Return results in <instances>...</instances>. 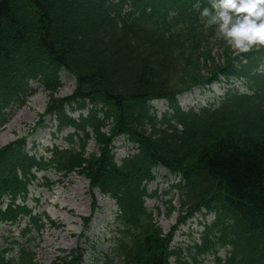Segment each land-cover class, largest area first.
<instances>
[{
  "label": "trees",
  "instance_id": "obj_1",
  "mask_svg": "<svg viewBox=\"0 0 264 264\" xmlns=\"http://www.w3.org/2000/svg\"><path fill=\"white\" fill-rule=\"evenodd\" d=\"M125 2L0 0V127L6 121L4 108L28 95L29 78L39 79L52 93L61 68L75 76L76 87L68 99L53 101L50 95V109L57 111L60 126L70 122L64 113L67 101L100 105L104 114L103 120L95 115L81 119L76 128L82 137L76 133L74 142L70 136L69 146L55 149L49 161L37 162L24 150L22 139L1 148L0 180L11 175L14 164L68 171L85 163L91 184L117 200L125 219L133 222L142 215L138 185L143 170L162 164L181 175L179 189L194 203L193 210L213 208L222 218L233 246L228 264H264V73L257 72L263 54L233 55L223 47V66L205 64L207 73L245 74L254 82L251 94H226L214 108H175L158 118L147 100L171 99L188 88L200 76L201 67L194 66L200 46L223 44L211 42L217 26L205 27L207 18L181 13L159 23L162 0H134L135 7L120 15ZM180 23L190 25L189 33L165 32V27ZM108 119L105 133L100 127ZM178 125L181 134L173 135L180 143L168 135ZM87 127L93 129L99 149L92 159L82 157ZM121 134L138 144L139 153L117 165L110 143ZM168 242L169 236L147 230L136 249L126 253L125 264H168ZM19 264H32V253L23 251Z\"/></svg>",
  "mask_w": 264,
  "mask_h": 264
},
{
  "label": "rangeland",
  "instance_id": "obj_2",
  "mask_svg": "<svg viewBox=\"0 0 264 264\" xmlns=\"http://www.w3.org/2000/svg\"><path fill=\"white\" fill-rule=\"evenodd\" d=\"M15 6V1H13ZM228 43L227 39L224 38ZM229 44V43H228ZM255 48L262 47L261 45H255ZM234 52H239L231 46ZM62 86L56 92L59 97L67 96L72 93L75 87V79L62 72L61 75ZM242 80H237L236 85L239 87ZM244 83L240 87L241 90L246 91ZM31 86L34 89L32 95L28 96L24 105L20 107H14L8 116V120L0 130V146L6 144L8 141L16 139L18 137H24L27 135L28 139H36L43 144L52 146L65 145L63 136H65L69 130L64 132H57L55 126L54 117L45 114L42 117L40 115L44 112L46 103L48 101V93L45 89L37 82H31ZM186 98V99H185ZM190 98L182 95L179 98V102L184 105L189 102ZM155 105L162 111L165 106L163 102H155ZM73 111V110H72ZM69 113L77 117L78 111ZM47 115V116H46ZM42 118V125L37 128L33 133V127L37 120ZM51 135V137H50ZM123 141H119L118 145H115L113 152L115 158L119 159L128 154H131L132 150L127 149V144L120 146ZM30 145V144H29ZM96 143L94 140L87 142L86 151L91 153L96 151ZM156 178L147 184L148 191L156 192L153 197L146 200L145 206L153 208L154 205H159V210L152 211L153 221L159 226L164 232H167L171 226L177 221V216L182 217L183 213L180 211V203L178 196L175 192L172 194L162 196L160 193L167 190L169 182L165 181L164 174L166 171L162 168L155 169ZM45 175L53 182L51 189L41 187V176ZM37 181L29 186V199L26 203L30 206L34 204V199L38 197L39 203L36 206L37 210H46L50 215L54 217V223L56 227H52L46 222L45 227L38 233H35V239L31 243V250L34 252V256L38 264H52V262L58 257L64 256L67 258L70 256L69 251L76 249L75 254L83 257V264H101L100 260L94 261L97 257H102L104 254L110 251L109 246L113 245L111 242V233L113 230L112 225L106 223L114 222L113 211L115 209L114 201L107 196H104L97 189L91 190L88 179L79 173L68 174L67 177L46 171L37 174ZM92 193V195H91ZM91 195V196H90ZM93 197L96 203V210L90 222L84 225V218L87 217L92 209ZM170 199L169 201H166ZM7 199L2 204L4 207ZM102 203V205L100 204ZM110 208L107 210V208ZM102 217V221L97 223L99 218ZM210 219V217H208ZM207 220V218H206ZM188 223H192L190 228H194L189 234H182L179 236L181 230H185L189 227ZM176 232L174 243L177 248L181 249V256L187 260L189 264H192L191 257L195 253L194 248L188 249V246L199 242V232L202 227L194 219H190ZM15 230V228H14ZM192 230V229H190ZM18 230L15 232L10 231V226L7 223L0 222V245L3 243L8 236L14 237L17 235ZM19 237V242L24 241L25 237ZM178 240H181L178 242ZM3 241V243H1ZM72 250L70 253L72 254ZM212 256L199 257L197 264H210ZM83 261V260H82ZM95 263H94V262ZM117 262L118 259H113ZM193 264H195L193 262Z\"/></svg>",
  "mask_w": 264,
  "mask_h": 264
},
{
  "label": "clouds",
  "instance_id": "obj_3",
  "mask_svg": "<svg viewBox=\"0 0 264 264\" xmlns=\"http://www.w3.org/2000/svg\"><path fill=\"white\" fill-rule=\"evenodd\" d=\"M200 17L207 18L205 27L217 26L241 53L264 46V0H211V7H204Z\"/></svg>",
  "mask_w": 264,
  "mask_h": 264
}]
</instances>
